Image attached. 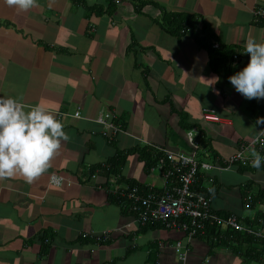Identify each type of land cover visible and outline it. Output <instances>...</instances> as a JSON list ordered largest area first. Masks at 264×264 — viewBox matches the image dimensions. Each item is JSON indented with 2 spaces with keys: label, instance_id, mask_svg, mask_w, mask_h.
Listing matches in <instances>:
<instances>
[{
  "label": "crops",
  "instance_id": "obj_1",
  "mask_svg": "<svg viewBox=\"0 0 264 264\" xmlns=\"http://www.w3.org/2000/svg\"><path fill=\"white\" fill-rule=\"evenodd\" d=\"M118 1L37 0L25 11L0 0V95L63 115L69 137L32 183L0 178V264H150L152 255L154 264H181L179 241L187 264H238L205 238L139 227L111 201L128 182L164 188L161 165L147 173L137 154L119 178L97 167L143 146L193 152L191 133L227 160L257 136L264 99L236 92L229 73L239 66L227 74L211 46L242 57L248 39L264 42V22L253 14L264 0ZM207 112L220 122H207ZM112 121L121 132L111 143L105 122ZM53 173L63 186L51 183ZM203 184L214 210L251 218L243 200L264 192V168L217 173Z\"/></svg>",
  "mask_w": 264,
  "mask_h": 264
},
{
  "label": "built area",
  "instance_id": "obj_2",
  "mask_svg": "<svg viewBox=\"0 0 264 264\" xmlns=\"http://www.w3.org/2000/svg\"><path fill=\"white\" fill-rule=\"evenodd\" d=\"M253 14L257 23H263L264 5L257 6ZM214 48L218 49L219 45L215 44ZM234 60L239 66L238 69H242L247 65L249 56L243 55L239 57V54H235ZM62 117L64 118L63 115L58 114V120H61ZM73 118L81 119L82 115L77 112ZM204 118L207 122H220V119L210 112H207ZM105 125L107 126L105 136L112 143L120 129L115 123L105 122ZM189 139L194 149V152L191 153L182 151L171 152L167 148L154 146L156 150L165 155L172 167L166 169L165 159L161 160L160 164L163 167L165 182L170 179H177L178 182L173 180L170 188L165 185L164 192L158 196L155 194L146 195L139 188L125 187V190L116 189V192L111 193L119 200L118 205L134 214L137 218L136 221L141 226L150 223L162 224L169 229L182 232L189 241H192L198 234H204L207 223L229 225L236 230L246 232L256 239L264 238L261 231L243 225L240 218L235 214H231L226 218L215 214L212 208V197L207 196L208 194L203 191L201 192V188L200 190L197 189L201 181L214 182L213 174L230 170L232 165L238 164L255 168L252 166V160L256 155L251 156L249 154L254 151L263 157L264 128L255 138L242 142L239 151L228 162L216 160L215 164L199 161L197 156L198 144L193 138V133L189 135ZM261 167H264V160H262ZM111 193L110 195H112ZM247 208H249V204H247ZM105 236L107 237V235ZM176 253L182 264H187L189 249H186L183 242H178L176 245Z\"/></svg>",
  "mask_w": 264,
  "mask_h": 264
},
{
  "label": "clouds",
  "instance_id": "obj_3",
  "mask_svg": "<svg viewBox=\"0 0 264 264\" xmlns=\"http://www.w3.org/2000/svg\"><path fill=\"white\" fill-rule=\"evenodd\" d=\"M7 2L25 11L37 4V0H7ZM118 3H120V0ZM245 50L246 54L249 56V61L245 67L229 77V82L234 87L235 91L243 95L246 99H264V42H259L256 39H248L245 44ZM239 53L240 51H237L235 54ZM257 123L264 124V117L259 118ZM68 139L69 137L64 130L62 121L58 120L56 115L52 111L47 110L43 105H25L16 97L0 95V178L13 177L19 174L23 176L28 183H32L50 168L51 160L60 149L62 140L66 141ZM195 141L197 142V138ZM197 144V156L199 161L209 164H215L216 160L228 162L229 159L239 151L238 149L237 152L227 160L218 158L213 159L208 156L207 158L212 159V161L209 162L205 161L207 158H200L201 147L198 142ZM167 149L171 152H175L170 148ZM187 153H191V151ZM249 155H256L252 160V166L255 168L235 164L227 171L262 169L263 167L261 166L262 160H264V153L262 154L263 157L254 151ZM216 175L217 173L213 174L214 180L216 179ZM203 182L209 183L206 180L201 181L200 186L197 187L198 190H200ZM51 183L54 186L64 185L63 179L57 177L54 173L51 175ZM209 191L210 190H208V192ZM207 196H211L214 201L213 195L208 194ZM248 196L249 197L246 199L249 200L252 195ZM245 207L247 210H250V207ZM130 215L134 218L136 217L132 213H130ZM251 215L253 216L254 213ZM243 218L245 219L246 217ZM138 225L141 227L140 224ZM149 225H151V223L142 227ZM164 228L172 231V229L166 226H164ZM184 236L187 239L185 234ZM195 238H197V236L194 237L192 241L195 240ZM177 244L178 242L176 245ZM179 262L182 264L180 260Z\"/></svg>",
  "mask_w": 264,
  "mask_h": 264
},
{
  "label": "trees",
  "instance_id": "obj_4",
  "mask_svg": "<svg viewBox=\"0 0 264 264\" xmlns=\"http://www.w3.org/2000/svg\"><path fill=\"white\" fill-rule=\"evenodd\" d=\"M168 14H165V17H167ZM190 23V22H188ZM172 30V29H171ZM180 30V29H177ZM218 44V43H215ZM213 44L211 46L212 52L216 54V58L219 61V65L221 67L227 66V74L229 68L233 67L234 65H237L234 56L237 52L236 50H232L224 45H219L218 49L214 48ZM234 62V63H233ZM216 62H213V67L215 66ZM226 65V66H225ZM229 67V68H228ZM240 71L241 69H237ZM237 71V72H238ZM236 72H230L229 75L232 76ZM260 114L261 117H264V104L260 107ZM115 123V121H112ZM119 134V133H118ZM197 141L201 147V153L200 158L204 159L210 156L211 158L215 159L216 156L214 155V152L211 149V144L209 141L206 140L205 136H200L197 138ZM141 162L145 163V171L151 172L152 169H155L159 167L161 164V160L165 159V165L166 169L172 168L170 166V161L167 160L165 155H163L162 152L156 150L152 146H143L139 147L137 149L125 151L123 153H119V155L115 158H112L107 163V169H103L102 166H98L97 169L104 170L105 174L108 176V178L116 177L119 178L121 176L122 169L127 163V160L129 156L137 155ZM264 168V167H263ZM164 180V178H163ZM175 180L178 182L177 179H170L165 182L164 180V186L170 188L172 187V181ZM123 183V180L120 181ZM124 187H133V188H139L142 190L143 193L146 195L155 194V195H161L164 192V188H155V187H147L142 186L138 182H128ZM201 192H205V194H211L213 197L215 196L213 194V191L207 190L206 186L204 184L201 185ZM258 196L256 199L254 197L250 196V200L246 199L249 197L248 195H245L244 199V206H247V204H250V209L253 210L254 215L250 217H246L245 219L241 216H238L241 220V223L248 227H253L256 230L262 231L264 235V208L260 207L264 206V192L259 191ZM111 201L115 204L119 203V200L110 195ZM259 198V199H258ZM262 208V209H260ZM124 210V209H123ZM125 213H129L128 209L124 210ZM213 212L223 218H226L227 216L235 213H224V212H218L216 210H213ZM237 215V214H236ZM206 229L204 234H199L197 238L202 237L206 239V244L210 247L211 251L214 249L218 250H226L229 252L232 256H234L237 260L243 261L245 264H264V238L256 239L253 236L248 235L246 232L236 230L232 228L229 225L225 224H206ZM152 229H159L164 228V226L160 224L151 223ZM43 242V240H41ZM43 245L48 246L49 243L44 241ZM152 249H156V246H152ZM150 264H154V255H152L149 259Z\"/></svg>",
  "mask_w": 264,
  "mask_h": 264
},
{
  "label": "rangeland",
  "instance_id": "obj_5",
  "mask_svg": "<svg viewBox=\"0 0 264 264\" xmlns=\"http://www.w3.org/2000/svg\"><path fill=\"white\" fill-rule=\"evenodd\" d=\"M124 5V4H123ZM132 6V5H131ZM127 7H130V5L128 6L127 5ZM251 212H253V211H251ZM253 214V213H252ZM179 261V260H178ZM238 264H244V263H242V262H239ZM254 264V263H253Z\"/></svg>",
  "mask_w": 264,
  "mask_h": 264
}]
</instances>
